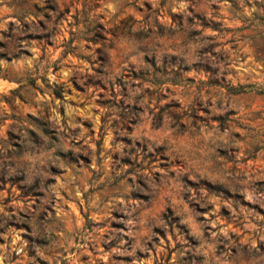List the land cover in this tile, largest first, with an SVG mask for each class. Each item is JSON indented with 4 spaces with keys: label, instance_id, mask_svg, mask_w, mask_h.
<instances>
[{
    "label": "rangeland",
    "instance_id": "1",
    "mask_svg": "<svg viewBox=\"0 0 264 264\" xmlns=\"http://www.w3.org/2000/svg\"><path fill=\"white\" fill-rule=\"evenodd\" d=\"M262 32L264 0H0V264H264Z\"/></svg>",
    "mask_w": 264,
    "mask_h": 264
},
{
    "label": "trees",
    "instance_id": "2",
    "mask_svg": "<svg viewBox=\"0 0 264 264\" xmlns=\"http://www.w3.org/2000/svg\"><path fill=\"white\" fill-rule=\"evenodd\" d=\"M260 35H264V32H262ZM242 89H244V88L242 87L240 90H234V91H235V93H241Z\"/></svg>",
    "mask_w": 264,
    "mask_h": 264
}]
</instances>
